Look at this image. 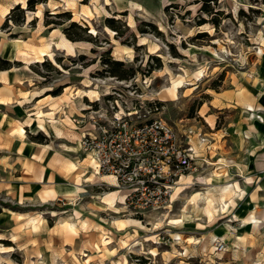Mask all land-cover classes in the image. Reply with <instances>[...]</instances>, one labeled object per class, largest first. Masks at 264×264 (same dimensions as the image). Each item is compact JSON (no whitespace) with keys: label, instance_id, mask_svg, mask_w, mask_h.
Instances as JSON below:
<instances>
[{"label":"clouds","instance_id":"9594fccd","mask_svg":"<svg viewBox=\"0 0 264 264\" xmlns=\"http://www.w3.org/2000/svg\"><path fill=\"white\" fill-rule=\"evenodd\" d=\"M178 2L186 4L188 0H160V7L156 8L149 3V0H89L87 5L82 0H42L35 7V11L28 10V0H0V27L5 22L9 10L15 5H21L25 11L26 22L17 25L9 21V30H0V56L8 45L13 50L27 51L28 57L24 60L23 67H17L15 63L8 69H0V105H5L9 111L13 106L19 104L26 106L30 119L18 122L12 120L10 126L18 130L24 124L30 125L33 120L37 123L40 131L47 133L48 142L39 143L29 141L28 133L22 138V144L33 143L42 149V153H53V159L60 161L66 169H69L71 192L59 191L62 185H56L54 179L44 186L42 193L36 197H24L23 192L30 191V187L22 186L20 194L21 206L42 208L44 204L49 209L39 213H11L15 226L10 230L0 231V242L10 241V244L0 243V264H18L13 259L14 254H23V264H89V261H97L103 264L107 260L109 264H130V254L145 255V240H151L159 245L161 233L157 229H164L172 240L185 248V252L176 250L165 253L166 261L171 256H193L199 255L201 248L211 256H223L229 250L235 252V259L244 261V264H264V214L258 215L254 221V233L247 236V247L242 241H237L231 249L227 245L216 248L223 244L210 236H202L198 239L185 241L179 233H172L169 226L182 228L185 223L198 222V226L205 228L208 224L206 216H212L215 220L220 218L219 214H232V206H238L235 202L248 195L246 189L252 184L256 185V192L262 191L259 178L253 177L246 171V163L243 157L222 156L221 159L212 165L206 159V150L200 146L206 144L207 138L196 141V132L192 138L196 144L195 151H179L178 143L170 149L153 148L156 152L150 159H142L145 154V143L141 139L138 149H131L122 143L119 147H111L100 141L101 131L106 129L101 124L104 122L108 127H119L125 122V117L139 114L136 101L141 102V107L149 109L148 102L160 96H167L177 107L180 106L181 97L185 93L195 91L198 82L212 74L215 67L218 71L219 64L203 57L200 53L212 51L215 60L225 64H236L240 68L246 67L245 54L247 52L246 38L257 41L256 47L264 48V15L253 16L251 21L240 18V10L252 15L250 9L258 8L264 13V2L253 4L252 0H227L229 8L225 12H231L236 23L231 22L223 26V32L219 38V47L211 49L204 45L193 43L190 38L201 32H208L216 35L215 25L203 26L193 25L188 27L179 19L170 26L168 13L165 8ZM201 5L191 8L193 16L197 15ZM71 11L77 23L90 29V34L100 43H93L87 40H73L64 31L71 20H66L62 25L46 24V20L53 19L58 13ZM50 12L51 16L46 17L45 13ZM127 13L126 16L118 15ZM206 20H211L207 14H202ZM106 19L122 20L136 34L139 45L146 47L147 51L138 53L135 44H124L123 39H117L118 33L113 31L105 22ZM37 20V26L33 30L31 22ZM161 28L167 37V43L176 46L179 55H173L167 44L155 37L154 33L141 32L140 28L145 24H153ZM52 28L53 31L47 37H41V33ZM13 33L31 34L27 41L23 35L18 39H9ZM107 33V36H105ZM171 34V35H169ZM110 40V43H105ZM186 45V46H185ZM114 46L115 58L135 68L141 65L147 67L145 57L151 53L162 61V66L154 70L150 75L142 72L135 73L132 77L121 80L109 70L108 65L103 63V53ZM95 49V51H93ZM64 57V63L68 64L65 69L62 64L57 63V57ZM83 56L86 59L80 60ZM72 57L76 62L73 64L68 60ZM139 57V60H137ZM50 60L61 75L48 73L43 68V63ZM92 60L96 63L93 64ZM148 62L151 61L150 57ZM39 64V71H34L31 65ZM87 64V67H85ZM98 72H104L98 76ZM10 73H15L14 81H9ZM40 73H44L41 75ZM75 74L82 77L77 84H72L71 77ZM242 73H237L240 75ZM51 75V79L48 77ZM157 78H162V84L157 86ZM261 83H264L262 81ZM21 85L22 87H16ZM60 85H68L69 91L64 92L62 97L46 95L54 92ZM82 85V86H81ZM134 85L139 86V91ZM264 95V93H261ZM108 96H116V101H108ZM40 99H37V98ZM92 105H96L95 108ZM250 116H255L257 111H264L259 105L250 108L245 105ZM87 113V115H84ZM0 120V126L8 120L6 113ZM79 118V119H77ZM84 125L81 127V125ZM38 135L39 133H33ZM55 134V135H53ZM3 135V134H0ZM154 145L159 141L155 139ZM91 138L89 141L88 138ZM175 139V136H173ZM68 140L69 143L58 141ZM259 147H264L262 142ZM258 148H245V155H255ZM70 154V155H69ZM83 154L86 159H81ZM163 155L162 161L159 157ZM172 156L177 157V167L173 169ZM192 157L195 167L189 165L187 169L179 167L181 162L186 163V157ZM137 161L136 168L131 172L124 171L129 166L130 160ZM119 161L114 165L111 161ZM210 165L205 167V165ZM89 167L91 171L89 172ZM236 171L232 172L231 169ZM156 169H159L157 172ZM187 171V175H185ZM38 178L42 176L43 169L39 164L36 166ZM71 173H75L74 176ZM153 173V180L156 176L167 181L163 186L157 183V188L152 192L156 197H145L146 201H152L151 212H145L146 222L138 220L139 215L133 210L130 201L134 199L133 194L137 191H147L145 181L139 179L140 174ZM178 179H171L172 177ZM240 179L237 180L236 177ZM79 183H76V180ZM107 185L109 190L93 194L90 186L104 188ZM8 187L10 194L14 191L10 185H0V188ZM114 189V190H113ZM91 197L93 203L85 202L86 197ZM168 197V199H163ZM6 199V198H5ZM66 199L71 205L70 212L59 215L55 211L57 201ZM259 199V198H258ZM6 202H13L7 201ZM180 203V209L173 214V203ZM119 206V207H117ZM143 209V205L138 206ZM107 214L103 223L109 227L100 229V236L93 237L89 233L98 226L88 218L97 216L98 213ZM88 213V217H85ZM116 213V215H112ZM47 216L55 217L56 228L49 229ZM233 219L240 224V218L233 215ZM149 224L151 227H149ZM126 229L123 235H118L112 229ZM153 235L139 236V230ZM237 229H231L230 237L234 236ZM47 235L48 239H42ZM52 236L60 238L59 244H54ZM80 244H75L77 239ZM65 244L71 245L66 249ZM111 244L112 248H100V254L95 255L96 246ZM191 247H188V245ZM200 246V248L197 247ZM46 248L50 257H46L41 251ZM123 249V251H122ZM251 249H259L257 253ZM157 253V250L148 249ZM89 253H93L89 255ZM116 256V259H112ZM85 257H87L85 259ZM135 264V262H131ZM183 264V261H181Z\"/></svg>","mask_w":264,"mask_h":264},{"label":"rangeland","instance_id":"374dc122","mask_svg":"<svg viewBox=\"0 0 264 264\" xmlns=\"http://www.w3.org/2000/svg\"><path fill=\"white\" fill-rule=\"evenodd\" d=\"M40 2H42V0H35L34 4L28 8V10L35 11L36 5ZM262 2H264V0H252L253 4H260ZM82 3L87 5L89 0H82ZM149 3L156 8L160 7V0H149ZM196 5H201V7L198 9L197 15L194 17L191 8ZM229 7L230 4L227 0H188L186 4L173 2L165 8V11L168 13L170 26H173V22L176 19H179L188 27L193 25H215L216 35H212L208 32H201L196 36L191 37L190 40L195 44L216 49L219 47V38L223 32V26L229 22L233 24L236 23L231 12H225L223 10L224 8ZM12 9L13 8L9 10L0 30H9L11 28L9 21L17 25H23L26 22V10L21 5H19V9L13 11ZM250 12L252 15L246 14L243 9H241L239 14L240 18L251 21L253 16L259 17L264 15V13L258 8L250 9ZM202 14H207L211 17V20H206ZM118 15L126 16L127 13H119ZM45 16L50 17L51 13L46 12ZM66 20H71L72 23H75V25H72L71 23L66 28H63V31L73 40H87L92 41L93 43H100V41L90 34L89 28L76 22L71 11L58 13L55 18L46 20V24L62 25ZM105 22L113 31L119 34L117 39L128 37L127 39H123L124 44H135L138 53L147 51L146 47L139 45L135 33H132L131 36H129L131 29L124 21L106 19ZM31 26L33 30H35L37 20H33ZM52 31L53 29L49 28L47 31L41 33V37L49 36ZM140 31H150L151 33H154L155 37L164 41L167 46L171 48L173 55H179L176 46L167 43L165 33L155 23L143 25L140 28ZM22 35L26 41L31 38V34L13 33L9 36V39H18ZM105 36H107V33H105ZM110 42V40L105 41V43ZM245 44L247 45V52L245 54L246 67L240 68L239 65L236 64L220 63L215 60L212 51H204L200 53V55L219 64L221 70L218 71L214 67L210 76H207L202 81L198 82L195 91L185 93L181 97L179 107H177L167 96H160L154 103L152 101L148 102L150 110L142 108L140 106L141 102L136 101L139 114L130 115L125 118L131 121L142 120L144 116L145 118L142 121L151 118L161 119V121L173 129L177 137L181 140V143L185 144L188 141L193 148V151L196 150V144L192 138V133L196 132V141H199L202 138H207L206 144L200 146L205 148L206 159L212 162V165H215L222 156L243 157L247 167H251L252 172L256 174L259 167L258 163H262L264 160V148L259 147L262 141L261 130L252 128L250 124L256 119L257 121H260L261 129L264 131L262 123L264 111L256 112L255 116L261 117V120H258L255 116H250L249 112L245 109V105H248L249 107L251 106L250 108L255 107L256 105L264 108V95L261 94L264 93V83H261L264 81V48L256 47V40H253L250 37L245 39ZM93 51H95V49H93ZM21 52V50L14 51L12 46L8 45L2 56H0V69H10L13 66V63H15L17 67H23L24 60L27 59L28 55L23 56ZM23 52L27 53V51ZM113 52H115L114 46L108 48L107 51L103 53V63L108 65L112 74L119 76L122 81L132 77L137 72L150 75L155 69L162 66V61L158 57L152 56L151 53L145 57L147 67L141 65L140 68H135L115 59L112 55ZM149 57L151 61L154 62H148ZM85 59L86 58L83 56L80 57V60ZM56 60L57 63L62 64L65 69L68 68V64L64 63V57H57ZM68 60L73 64L76 62L72 57H68ZM137 60H139V57H137ZM3 61L7 63L4 64ZM92 63L95 64L96 61L92 60ZM42 66L48 73H55L57 76L61 75L59 69H57L50 60H47ZM31 67L34 71H39L40 65L35 64L31 65ZM85 67H87V64H85ZM238 72L242 74L237 75ZM40 74L44 75V73ZM104 74V72L97 73L98 76H103ZM15 75V73H10V82L14 81ZM51 78V75H49L48 79L50 80ZM81 80L82 77L75 74L71 77L72 84H77ZM156 83L157 86H160L162 84V78H157ZM2 87L3 85H0V88ZM16 87L22 86L16 85ZM134 87H136L138 91L140 90L138 85H134ZM69 90L68 85H60L54 92L46 93V95L62 97L64 92ZM37 99L40 98L38 97ZM105 99L108 101H116L117 97L108 96ZM92 107L95 108L96 105H92ZM154 107H157V109ZM0 113H6L9 118L8 120H5L2 126H0V134H3L0 135V185H10L11 189L14 190L10 194L8 187L0 188V231H4L10 230L15 226V222L12 216L9 215V211L11 213H39L44 212L45 209H49L48 204H44L42 208L21 206L20 194L22 186H27L31 189L30 191L23 192L24 197H36V194L39 192L42 194V197L46 198L45 194L41 191L42 183L38 182V179L43 182L44 186H46L50 180L54 179L56 185L63 186L58 189L59 191L70 192L73 189L70 185V170L66 169L60 161L53 159L52 152L47 153L45 156L42 153V149L35 146L33 143H27L26 146L22 144L21 141L25 133H28L29 141L39 143L48 142L47 133L40 131L35 120H33L30 125H23V135L18 133L17 128L10 126L12 120L22 122L30 119L29 113L26 111V106L17 104L9 111L5 105H0ZM84 115H87V113H84ZM3 119L4 116L0 115V120ZM101 124L108 128L103 121H101ZM83 126L84 125L82 124L81 127ZM33 133L39 134L34 135ZM58 142L69 143L68 140ZM245 148H258L259 150L255 152V155H245L243 151ZM83 158L85 159L86 157L81 154V159ZM250 162L252 163L250 164ZM37 164L43 169L42 176L39 178L36 172ZM209 166L210 165L207 164L205 165V167ZM90 171L91 167H89V172ZM231 171L235 172L236 169L233 168ZM71 175L74 176L75 173H71ZM236 179L239 180L240 177L237 176ZM75 182L79 183V180L77 179ZM89 190L93 194H98L101 191L109 189L108 186L105 185L103 189L90 186ZM250 190L251 189L247 187L246 191L248 195L251 194ZM248 195L244 196L242 199H245ZM6 200L13 202H6ZM85 202L89 204L93 203L90 196L86 197ZM180 207V203H173V214H175ZM71 209L72 205L64 199L57 201L55 208H52L51 211L63 215L70 212ZM84 215L85 217H88V213H85ZM112 215L116 214L112 213ZM98 216L99 219L95 215L88 217L94 225L98 226L93 232L89 233V235L93 237H99L101 234L100 229H106L109 227L103 223L107 214L101 211L98 213ZM219 216L220 218L215 220V222H213V217L211 220L205 217L208 224V227L205 228L199 227L198 222L185 223L182 228L171 226H169V228L172 233L181 234L185 241H187L188 238L198 239L202 236H210L215 238L211 240L210 243L213 244L214 240L220 239L224 242V245H227L229 249H231L234 244L231 243L229 232H227L228 228L224 225L230 224L228 223L229 218L222 213L219 214ZM46 218L49 229H55L56 218L52 216H47ZM136 218L146 222V216L144 214L137 215ZM149 227H151L150 224ZM223 227L227 229L222 230ZM228 230L231 231V229ZM112 231L116 232L118 235H123L127 230L113 228ZM156 231L161 233L162 242L157 245L151 240H145V251H147V254L145 255L143 252L140 254H130L128 258L130 264L131 262H135V264H181V261H183V264H235V262L238 261L244 264L243 260L234 258L235 252L232 250L225 252L223 256H211V254H206L204 248H201L199 255H185L182 257L171 256V258L166 261L164 254H170L173 251V246H175L176 250L181 252H185V248H182L180 244L173 241L172 237L166 234L164 229H157ZM138 234L139 236L144 237L146 235H153L154 233L146 234L141 229ZM42 239L47 240L48 236L45 235ZM52 241L54 244H59L60 238L58 236H52ZM80 242L81 241L78 238L74 243L80 244ZM0 243L10 244L11 242L2 241ZM71 247V245L65 244L66 249L70 250ZM103 247L112 248V245L109 244L105 246L99 244L96 246L94 254L99 255L100 248ZM188 247H191V245L189 244ZM197 247L200 248L199 245H197ZM149 248L157 250V253L153 254L151 251L148 252ZM41 251L46 257H50L51 253L46 248H41ZM92 254L93 253H89V255ZM86 258L87 257H85V259ZM116 258V256L112 257V259ZM13 259L18 261V264H23L22 253L14 254ZM89 264H99V262L89 261ZM103 264H109V262L104 260Z\"/></svg>","mask_w":264,"mask_h":264},{"label":"built area","instance_id":"2783aa9c","mask_svg":"<svg viewBox=\"0 0 264 264\" xmlns=\"http://www.w3.org/2000/svg\"><path fill=\"white\" fill-rule=\"evenodd\" d=\"M145 116L143 117V119ZM142 119V120H143ZM142 120H135L131 121L129 119L125 118L124 124H122L119 127H104L106 131H101L100 135V141H103L105 144L111 146V147H119L122 143L125 144L126 147H130L131 149H138V143L139 140H143L145 143V154L142 156V159H150L151 157H154L156 155V152L153 150V148H159V149H170L174 144L178 143V150L179 151H193V148L190 146L189 142L187 141L185 144L181 143V140L177 137L175 132L171 127H169L166 123L161 121V119L158 118H151L146 119L144 121ZM264 124V118L262 120ZM155 139L159 141L158 144L154 145V135ZM173 136H175V139H173ZM89 141H91V138H88ZM160 160H164L165 157L161 155L159 157ZM173 161V169L175 170L177 167V157L172 156ZM114 165H119V161L113 160L111 161ZM191 165L195 167L196 165L193 162L192 157H186V163L181 162L179 164V167L187 169L188 166ZM137 166V161L135 159H131L129 166L124 169V171L131 173ZM158 172L159 169H156ZM187 175V171L184 173ZM260 174L264 175V168L260 171ZM179 177H172L171 179L175 180ZM139 179L141 181H145V188L147 191H137L133 194L134 199L130 201L132 208L134 211L139 213V215H143L145 212H150L152 210V201L156 200V197L152 195V192L157 188V183L159 185L163 186L165 183H167L166 180L161 179L159 176L155 177V180H153V173L148 174H140ZM152 196V201H146L145 197ZM163 199H168V197H163ZM140 205H143V209H141ZM217 241L222 240H214L213 244L215 245ZM223 244H221L219 247L216 248V251L219 252L220 247H223Z\"/></svg>","mask_w":264,"mask_h":264},{"label":"crops","instance_id":"0c3cea01","mask_svg":"<svg viewBox=\"0 0 264 264\" xmlns=\"http://www.w3.org/2000/svg\"><path fill=\"white\" fill-rule=\"evenodd\" d=\"M251 96V95H250ZM264 116V113H263ZM256 120V119H255ZM252 128H255L257 130H261V136H262V142H264V131L261 129V125L259 123V127L256 125L257 123L254 121ZM264 126V124H263ZM264 148V147H261ZM252 162H250L251 164ZM259 167L257 170V173L254 174L252 172L251 167H246V171L250 173L253 177H258L260 181V188L264 189V175L260 174V171L264 168V160L262 163H258ZM257 165V164H256ZM251 190V194L248 195L245 199H241L236 201L235 203L238 204V206H232V214L224 216L228 217V223L230 224H224L226 225L228 229H237L234 236H231V243L236 244L237 241H242L245 243V246L247 247V240L245 239L247 236H251L254 233V219L261 214H264V190L256 192L255 195H253L256 185L252 184L251 186H248ZM259 198V199H258ZM238 202V203H237ZM223 214V213H222ZM233 215L235 217L240 218V224L238 225L237 222L233 219ZM254 215V216H253ZM254 218V219H253ZM250 220V221H249ZM254 220V221H253ZM223 227L222 230H226L227 228ZM227 229V232L230 231ZM224 232V231H223ZM251 251L258 254L260 251L259 249H251ZM235 264H243L240 261L235 262Z\"/></svg>","mask_w":264,"mask_h":264},{"label":"bare ground","instance_id":"6f19581e","mask_svg":"<svg viewBox=\"0 0 264 264\" xmlns=\"http://www.w3.org/2000/svg\"><path fill=\"white\" fill-rule=\"evenodd\" d=\"M17 5H19V4H17ZM256 43H257V41H256ZM259 49H260V48H259ZM260 51H261V50H260ZM21 53L23 54V56L28 55L27 53H25V52H23V51H22ZM112 55H113V57L115 58V52H113ZM115 59H116V58H115ZM163 101H164V100H163ZM250 107H251V106H250ZM249 114H250V113H249ZM248 117H249V116H248ZM255 118H257L258 120H261V117H260V116H255ZM255 122L257 123L256 125L259 127V122H260V121L255 120ZM209 125H210V124H209ZM250 125H251V127L253 126L252 123H251ZM247 127H250V126H247ZM17 131H18L19 134L23 135V134H22V132H23L22 128H20V129L17 130ZM253 131H254V130H253ZM85 159H86V158H85ZM82 160H84V158H83ZM211 163H212V162H211ZM70 192H71V191H70ZM90 204H91V203H90ZM117 207H118V206H117ZM115 214H116V213H115ZM253 216H254V215H253ZM206 218L209 219V220H211V219H212V216H206ZM253 219H254V218H253ZM254 220H255V219H254ZM254 220H253V221H254ZM249 221H250V220H249ZM187 240H190V238H188ZM148 252H149V251H148ZM151 255H152V254H151Z\"/></svg>","mask_w":264,"mask_h":264},{"label":"trees","instance_id":"16d2710c","mask_svg":"<svg viewBox=\"0 0 264 264\" xmlns=\"http://www.w3.org/2000/svg\"><path fill=\"white\" fill-rule=\"evenodd\" d=\"M35 0H28V8H30L33 4H34ZM15 9H19V5H16L15 7H13L12 11ZM72 25H75V23H72ZM4 64H6L7 62L3 61ZM157 109V107H154Z\"/></svg>","mask_w":264,"mask_h":264}]
</instances>
